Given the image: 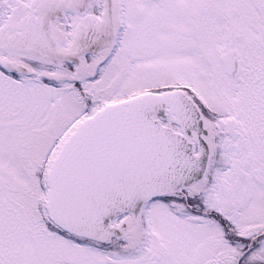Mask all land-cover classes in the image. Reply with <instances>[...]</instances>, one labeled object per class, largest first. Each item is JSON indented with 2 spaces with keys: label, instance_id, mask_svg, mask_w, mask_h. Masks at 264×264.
<instances>
[{
  "label": "snow or ice",
  "instance_id": "1",
  "mask_svg": "<svg viewBox=\"0 0 264 264\" xmlns=\"http://www.w3.org/2000/svg\"><path fill=\"white\" fill-rule=\"evenodd\" d=\"M0 264H264V0H0Z\"/></svg>",
  "mask_w": 264,
  "mask_h": 264
}]
</instances>
